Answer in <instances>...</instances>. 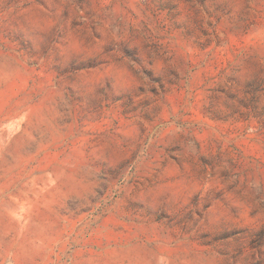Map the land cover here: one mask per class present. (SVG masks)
<instances>
[{"label":"rangeland","instance_id":"rangeland-1","mask_svg":"<svg viewBox=\"0 0 264 264\" xmlns=\"http://www.w3.org/2000/svg\"><path fill=\"white\" fill-rule=\"evenodd\" d=\"M0 264H264V0H0Z\"/></svg>","mask_w":264,"mask_h":264}]
</instances>
